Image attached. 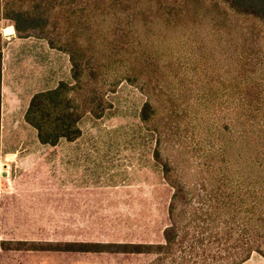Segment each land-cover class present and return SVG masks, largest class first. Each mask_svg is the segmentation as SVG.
<instances>
[{
    "label": "trees",
    "instance_id": "1",
    "mask_svg": "<svg viewBox=\"0 0 264 264\" xmlns=\"http://www.w3.org/2000/svg\"><path fill=\"white\" fill-rule=\"evenodd\" d=\"M9 18L71 59L73 83L36 93L26 113L40 142L78 139L82 119L103 117L122 81L149 95L141 117L174 189L165 242L78 250L155 253L152 264L264 257V0H0V23ZM3 34L0 25V148ZM170 142L186 157L167 156Z\"/></svg>",
    "mask_w": 264,
    "mask_h": 264
},
{
    "label": "rangeland",
    "instance_id": "2",
    "mask_svg": "<svg viewBox=\"0 0 264 264\" xmlns=\"http://www.w3.org/2000/svg\"><path fill=\"white\" fill-rule=\"evenodd\" d=\"M0 25V264H152L155 253L78 250V243L165 242L174 189L155 159L157 134L141 117L149 95L122 81L109 93L111 107L103 117L88 113L82 119L76 146L66 139L44 146L26 121L27 99L73 83L70 56L39 34L22 35L11 18ZM8 28L13 31L5 33ZM181 41L169 44L185 55L189 44ZM163 146L177 161L186 157L173 142ZM192 169L184 168L190 181L196 178Z\"/></svg>",
    "mask_w": 264,
    "mask_h": 264
},
{
    "label": "crops",
    "instance_id": "3",
    "mask_svg": "<svg viewBox=\"0 0 264 264\" xmlns=\"http://www.w3.org/2000/svg\"><path fill=\"white\" fill-rule=\"evenodd\" d=\"M60 51V50H59ZM63 54H65V53H63ZM70 60V59H69ZM2 74H3V72H2ZM56 88V87H55ZM51 89H53V88H50V89H46V90H41V91H47V90H51ZM41 91H39V92H41ZM38 93V92H37ZM35 95V94H34ZM34 95H32L31 96V98H29V99H27V111H28V109H29V106H30V104H31V101H32V98H33V96ZM16 97V99L18 98V96H15ZM4 108H5V82L3 81V75H2V113H1V131H2V119H3V116H4ZM27 111H26V113H27ZM27 121V120H26ZM28 122V121H27ZM28 124L29 125H31L29 122H28ZM32 126V125H31ZM32 127H34V126H32ZM35 128V127H34ZM36 129V128H35ZM37 130V129H36ZM73 142H75V141H70V143H68V144H70V146H72V145H74V146H76L75 144L76 143H73ZM42 145H44V146H46V145H49V146H57V145H59L60 143H61V141L58 143V144H56V145H50V144H44V143H42V142H40ZM72 144V145H71ZM245 264H264V257L263 256H261V255H259V254H254L252 257H251V259L250 260H248Z\"/></svg>",
    "mask_w": 264,
    "mask_h": 264
},
{
    "label": "water",
    "instance_id": "4",
    "mask_svg": "<svg viewBox=\"0 0 264 264\" xmlns=\"http://www.w3.org/2000/svg\"><path fill=\"white\" fill-rule=\"evenodd\" d=\"M12 31H13V29H12ZM12 31H10V28H8L5 30V33H11Z\"/></svg>",
    "mask_w": 264,
    "mask_h": 264
},
{
    "label": "bare ground",
    "instance_id": "5",
    "mask_svg": "<svg viewBox=\"0 0 264 264\" xmlns=\"http://www.w3.org/2000/svg\"><path fill=\"white\" fill-rule=\"evenodd\" d=\"M10 31H12V28H10Z\"/></svg>",
    "mask_w": 264,
    "mask_h": 264
}]
</instances>
